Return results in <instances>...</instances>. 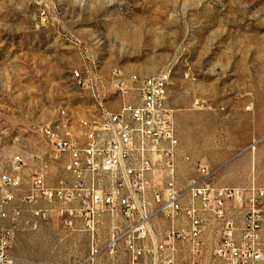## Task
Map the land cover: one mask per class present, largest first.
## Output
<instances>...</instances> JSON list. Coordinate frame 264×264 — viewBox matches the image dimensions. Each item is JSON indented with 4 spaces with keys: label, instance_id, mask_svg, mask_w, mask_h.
Instances as JSON below:
<instances>
[{
    "label": "rangeland",
    "instance_id": "obj_1",
    "mask_svg": "<svg viewBox=\"0 0 264 264\" xmlns=\"http://www.w3.org/2000/svg\"><path fill=\"white\" fill-rule=\"evenodd\" d=\"M75 71L86 84L73 80ZM163 72L171 73L178 187L198 178L197 163L218 170V187H246L253 177L264 187V143L254 163L243 153L264 136V0H0V175L25 160L13 264H83L92 234L105 243L107 213L94 232L85 221L69 228L64 218L25 226L35 207L21 200L36 173L45 170L49 187L71 182L67 157L43 131L81 139L101 106L119 113L139 103L131 78ZM116 262L126 264L123 249Z\"/></svg>",
    "mask_w": 264,
    "mask_h": 264
},
{
    "label": "built area",
    "instance_id": "obj_2",
    "mask_svg": "<svg viewBox=\"0 0 264 264\" xmlns=\"http://www.w3.org/2000/svg\"><path fill=\"white\" fill-rule=\"evenodd\" d=\"M114 76L125 86L121 73ZM73 77L86 84L79 71ZM130 83L140 100L127 104L125 115L101 106L97 122L85 124L81 139L43 131L48 146L67 157L64 168L71 182L60 180L49 187L45 170L36 173L21 200L35 207L25 226L38 230L44 222L64 218L69 228L85 221L94 232L96 218L110 214L107 240L101 245L92 234L83 264H100L104 256L115 262L121 249L126 264H264V187L255 177L246 187H218V170L197 163L198 178L179 188L169 74L131 78ZM262 143L264 136L243 152L252 155L253 163ZM184 160L191 163L189 157ZM24 167L22 159L13 173L0 175V264H13L10 253L23 214L16 201ZM160 223L165 227H158Z\"/></svg>",
    "mask_w": 264,
    "mask_h": 264
},
{
    "label": "bare ground",
    "instance_id": "obj_3",
    "mask_svg": "<svg viewBox=\"0 0 264 264\" xmlns=\"http://www.w3.org/2000/svg\"><path fill=\"white\" fill-rule=\"evenodd\" d=\"M161 74H169V82H170V84H171V73H169V72H163V73H161ZM161 74H159V75H157V76H154V77H149V78H156V77H159ZM140 78H141V77L136 76V77H134L133 79H140ZM73 80L77 81V80H79V79H76V78L73 77ZM167 98H168V91H167ZM125 111H127V105H125V106L121 109V111L118 113V115H125ZM96 122H97V118H95V120L90 121V122H88V123H96ZM20 160H22V159H18V161H16V163L20 162ZM16 163H15V164H16Z\"/></svg>",
    "mask_w": 264,
    "mask_h": 264
},
{
    "label": "crops",
    "instance_id": "obj_4",
    "mask_svg": "<svg viewBox=\"0 0 264 264\" xmlns=\"http://www.w3.org/2000/svg\"><path fill=\"white\" fill-rule=\"evenodd\" d=\"M77 222H78V221H77ZM77 222H76V223H77ZM88 256H89V253H88ZM88 256H87V258H88ZM119 256H120V254H119ZM119 256H118L117 258H119ZM107 257H108V256H107ZM87 258H86V259H87ZM86 259H85V260H86ZM108 259H110V258H108ZM84 262H85V261H84ZM109 262H110L111 264H116V263H117L116 261H115V262H112L111 260H110Z\"/></svg>",
    "mask_w": 264,
    "mask_h": 264
}]
</instances>
